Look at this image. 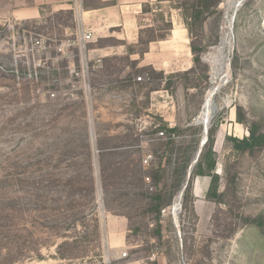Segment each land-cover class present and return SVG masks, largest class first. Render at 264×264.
Here are the masks:
<instances>
[{
  "label": "rangeland",
  "instance_id": "rangeland-1",
  "mask_svg": "<svg viewBox=\"0 0 264 264\" xmlns=\"http://www.w3.org/2000/svg\"><path fill=\"white\" fill-rule=\"evenodd\" d=\"M32 5L0 0V260L9 247L24 255L14 264H264V146L242 153L223 143L250 127L264 135V0H222L193 34L174 5L153 6L140 22L145 41L173 16L188 47L203 49L200 65L191 51L190 68L168 70L149 65V50L129 54L144 48L139 35L84 43L74 10L42 5L22 18ZM162 123L181 128L183 153L205 124L217 127L221 203L206 200L210 178L198 177L196 202L185 204L182 190L160 217L153 211ZM172 172L159 180L166 198Z\"/></svg>",
  "mask_w": 264,
  "mask_h": 264
},
{
  "label": "trees",
  "instance_id": "trees-1",
  "mask_svg": "<svg viewBox=\"0 0 264 264\" xmlns=\"http://www.w3.org/2000/svg\"><path fill=\"white\" fill-rule=\"evenodd\" d=\"M165 2H169L174 5V9L181 11L182 17L185 21L186 28L188 29L190 34L194 33L195 28L199 27V29H204L206 22L212 17L214 13L217 12L219 5L222 0H157V7H160ZM106 3H103L101 0H83V7L87 9L89 7H104ZM152 7L148 4L143 6V13H151ZM41 13V12H40ZM70 16L73 17V12H69ZM29 23V22H28ZM31 23L37 24L39 21H32ZM167 28L165 29V33L159 36L152 35L148 41H145L143 36L146 31L140 29L139 31V40L138 44L143 46L144 48L140 52H135L134 48L131 46L128 51L129 54H140L143 56L149 50V45L153 42L165 41L169 38L172 30V21L169 20L166 22ZM152 33V30H147ZM193 61L195 66H198L202 63V54L203 49L199 48L194 42H191L190 45ZM195 68H192L189 72H192ZM38 71L41 73L43 71L42 68H39ZM164 76V73H160ZM39 76V73H38ZM41 76V75H40ZM42 78V77H41ZM38 80L40 78H37ZM140 81L143 78L140 77ZM41 80V79H40ZM237 119L238 123L244 124L243 119L241 118L240 110L237 111ZM217 127L215 125L211 126L207 130L206 141L201 147V143L205 136V132L202 130L198 131V139L194 141V145L188 147L187 151L183 153V148L176 149L177 146V137L181 134L182 130L180 127L175 126L171 127L168 123H162L156 129L155 133H163L166 136V142L162 144L160 147V151H163V154L159 156L158 164L154 165L152 168L151 176H148V179L152 180L156 191L151 196V204L150 206L153 208L158 215L161 216L162 211L171 204L173 197L179 191H183L184 203H190V201L195 202L196 197L193 191V182L198 177H209L211 179L209 189L206 194V200L210 202H220L223 198L224 193L220 191V183H221V174L218 172V162H217V154L215 151V142L217 135ZM249 135L244 138H237L234 136L227 135L224 139V145H231L232 149L236 152H249L253 151L256 148L264 146V135L259 134L255 127L248 128ZM88 146V145H87ZM178 150V156L173 159L174 151ZM103 150L102 152H104ZM198 156V157H197ZM197 157V159H196ZM89 158H91V153L89 151ZM167 158L165 164H163L164 159ZM167 167H173L172 178H174V186L173 191L166 198L163 190H159V180L162 177H165L167 174ZM105 171L103 174L105 175ZM92 174V173H91ZM90 175V174H89ZM189 179L187 180V178ZM87 181L89 184V190L93 191L95 189L94 177L87 176ZM80 182L79 179L73 177L69 179L67 185L74 189L77 184ZM61 183V181H60ZM59 201H62L60 198ZM183 207V205H182ZM85 216V215H84ZM262 216L259 218H254L250 220L252 223H257L262 220ZM48 219V218H47ZM53 227L55 225V221L51 222ZM158 218V230L161 227L159 224ZM47 223L45 224L46 227ZM50 229V227H48ZM160 234V231H157ZM7 254L5 257H2L0 263L2 264H14L16 261H21L24 255L20 254L22 252H16L12 254V249L7 247ZM26 255V254H25Z\"/></svg>",
  "mask_w": 264,
  "mask_h": 264
},
{
  "label": "crops",
  "instance_id": "crops-1",
  "mask_svg": "<svg viewBox=\"0 0 264 264\" xmlns=\"http://www.w3.org/2000/svg\"><path fill=\"white\" fill-rule=\"evenodd\" d=\"M101 1L106 3L104 7L84 9L83 0H33L34 5L20 10L19 15H23L22 18L25 19L37 18L40 15L37 8L42 5H49L53 10H74L81 26L90 30L94 39L116 36L118 39L130 43L135 42L138 38L139 30L142 27L140 22L148 20L149 16L156 12V9H153V13H143V6L148 4L153 7L157 4V0ZM173 19L172 16L171 20ZM172 25L169 38L165 41L151 43L145 57L148 59L149 65L163 70L181 68L182 65L190 68L192 54L188 47L189 33L184 26L175 25L173 21ZM195 180L197 182V178ZM195 189L194 195L197 201Z\"/></svg>",
  "mask_w": 264,
  "mask_h": 264
},
{
  "label": "built area",
  "instance_id": "built-area-1",
  "mask_svg": "<svg viewBox=\"0 0 264 264\" xmlns=\"http://www.w3.org/2000/svg\"><path fill=\"white\" fill-rule=\"evenodd\" d=\"M80 36H81V40H82L84 43H85V42H89V41H91L92 38H93L92 33L89 32V31H86V30L82 31V32L80 33ZM161 135L164 136L163 133H161Z\"/></svg>",
  "mask_w": 264,
  "mask_h": 264
},
{
  "label": "water",
  "instance_id": "water-1",
  "mask_svg": "<svg viewBox=\"0 0 264 264\" xmlns=\"http://www.w3.org/2000/svg\"><path fill=\"white\" fill-rule=\"evenodd\" d=\"M207 124H205V133L207 134Z\"/></svg>",
  "mask_w": 264,
  "mask_h": 264
},
{
  "label": "bare ground",
  "instance_id": "bare-ground-1",
  "mask_svg": "<svg viewBox=\"0 0 264 264\" xmlns=\"http://www.w3.org/2000/svg\"><path fill=\"white\" fill-rule=\"evenodd\" d=\"M206 121V120H205Z\"/></svg>",
  "mask_w": 264,
  "mask_h": 264
}]
</instances>
